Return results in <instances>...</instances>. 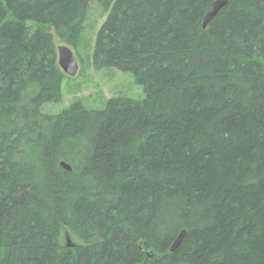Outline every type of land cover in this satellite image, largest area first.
<instances>
[{"label":"trees","instance_id":"16d2710c","mask_svg":"<svg viewBox=\"0 0 264 264\" xmlns=\"http://www.w3.org/2000/svg\"><path fill=\"white\" fill-rule=\"evenodd\" d=\"M214 1L0 0V264H264V0ZM92 3L146 97L44 113Z\"/></svg>","mask_w":264,"mask_h":264},{"label":"rangeland","instance_id":"374dc122","mask_svg":"<svg viewBox=\"0 0 264 264\" xmlns=\"http://www.w3.org/2000/svg\"><path fill=\"white\" fill-rule=\"evenodd\" d=\"M104 17L106 16L102 7L92 3L88 9V19L83 32V48L79 57L80 74L75 78L69 76L65 78L62 84V102L48 104L43 109L44 113H59L75 102H81L88 110H98L105 108L107 101L112 97H127L138 101L145 99V90L136 82L133 73L117 69L97 71L93 68L89 57L92 53L90 47ZM62 44L59 43L58 46ZM69 47L76 53L71 46Z\"/></svg>","mask_w":264,"mask_h":264},{"label":"water","instance_id":"95a60500","mask_svg":"<svg viewBox=\"0 0 264 264\" xmlns=\"http://www.w3.org/2000/svg\"><path fill=\"white\" fill-rule=\"evenodd\" d=\"M229 3V0H215L207 13L203 18L202 26L204 29L208 27L211 21L218 15V13L223 10ZM58 50V58H59V66L61 70L67 76L71 78H75L80 71V62L74 53V51L68 47L67 45H60L57 48ZM60 165L67 171H72V167L65 161H61ZM186 230H183L173 245L170 248L171 252H175L183 243L186 237ZM65 246L69 248L76 247V244L71 241V238L68 233L65 234Z\"/></svg>","mask_w":264,"mask_h":264}]
</instances>
